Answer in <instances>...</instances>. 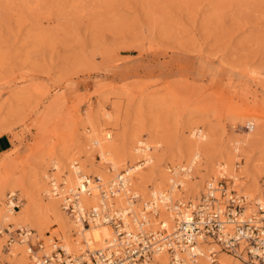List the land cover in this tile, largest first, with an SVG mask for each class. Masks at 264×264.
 <instances>
[{"label": "rangeland", "instance_id": "obj_1", "mask_svg": "<svg viewBox=\"0 0 264 264\" xmlns=\"http://www.w3.org/2000/svg\"><path fill=\"white\" fill-rule=\"evenodd\" d=\"M194 126L207 134L210 157L232 153L241 139L240 159L209 176L197 199L181 185L172 202H197L206 183L223 174L242 194L252 191L247 214L264 193V0H0V136L10 140L0 152V183L4 177L13 186L1 183L0 191L4 203L15 193L24 216L0 221V264H32L24 246L21 254L13 252L19 244L10 245L18 226L42 244L34 226L46 225L62 244L59 234L76 220L42 211L49 200L38 179L53 173L52 157L75 153L92 178L110 168L89 147L93 131H110L119 156L139 147L138 131L153 133L160 142L151 148L155 162L142 161L139 174L149 184L165 169L179 182L180 168L190 165L182 158L176 168V159ZM200 159L187 173L198 185L209 175Z\"/></svg>", "mask_w": 264, "mask_h": 264}, {"label": "built area", "instance_id": "obj_2", "mask_svg": "<svg viewBox=\"0 0 264 264\" xmlns=\"http://www.w3.org/2000/svg\"><path fill=\"white\" fill-rule=\"evenodd\" d=\"M169 172L174 177V171L169 169ZM90 178L87 175L81 176L83 192L87 195L90 194ZM92 179L94 183H100L98 176H93ZM173 179L170 185L175 190H180L181 184ZM214 181L211 180L206 185L205 193L208 196L201 194L198 203L176 199L170 204L168 200L162 199L164 196L156 193L141 203V211L136 216L129 208L121 211L111 202L121 192L127 193L129 203H136L139 198L131 191L124 173L103 189L102 202L89 210H83L80 206L77 199L79 195L76 194L78 191H62L51 187L52 193L60 197L63 210L82 226L88 228L91 225H108L112 228L114 237L104 248L88 252L87 256L69 254L58 240H54L49 254L41 253V244H33L27 234L31 231L22 228L18 229V239L26 238L33 264H151V259L156 254H172L184 250L191 252L194 258L198 255L197 242L203 239L213 241L220 250L233 255L241 248L250 259L264 264V194L259 200H255L252 211L244 215L247 197L241 194V188H237L236 180L221 176ZM79 189L81 188L77 190ZM10 200L14 203L13 209H16L18 205L15 203V196H11ZM215 202H220V207H214L212 204ZM158 205L171 208L174 214L172 225L166 226L163 221L156 225L151 223L150 216H158ZM9 241L12 243L13 239L10 238ZM210 255L212 261L216 262L217 252L213 251Z\"/></svg>", "mask_w": 264, "mask_h": 264}, {"label": "bare ground", "instance_id": "obj_3", "mask_svg": "<svg viewBox=\"0 0 264 264\" xmlns=\"http://www.w3.org/2000/svg\"><path fill=\"white\" fill-rule=\"evenodd\" d=\"M106 115H108V114H106ZM104 129H101L100 132H98V133H95V131H93L94 135H93V137L90 138L91 141L93 140L92 141L93 144H92V146H89L93 150H96L98 152L99 157L105 162L106 166H107V164H109V166H108V167H110L109 169H107V168L105 169V167H104L105 170H101L100 172L98 170V172H96L97 176L100 178L101 182L100 183H94L93 179L90 178V182H89L90 194L87 195V193L83 192L84 190H83L82 185H81V176L87 175V171L85 169L88 168L87 167L88 164L84 163V162L79 163L76 160V158H74V157H76L75 153H71V155H70V153L69 154L66 153L64 155L59 154V157L57 156L58 159L56 158V161L54 159H52L53 158L52 157L50 160H51L52 166L54 168L53 173H52V168L50 171L51 173H48V172L45 173L44 172L45 170H43L42 172H44V173L41 174L42 177H40V179H38L39 188H42V189L44 188L43 192H45L46 197L49 200L48 203L45 205V207H43V209H42L43 213H45L46 215L48 213V214L56 215V216H59V215L63 216V211L66 212L65 210H63V208L60 207V204H59V202L61 201L60 197L55 196L52 193L51 187L61 189L62 191L63 190L64 191H71V190L72 191H74V190L78 191V192H76V194L79 195L77 199H78L80 206L83 208V210H89L93 207L98 206V204H100V202H102L101 192L103 191V189L106 186H108L109 183H111L114 180L115 175H117L116 177H118L119 174H121V173L126 174L127 179H128V183H130V181L134 182L135 187L138 190V192L134 191L132 189H131V191H133L136 195H138V197L141 196L142 198H144L145 196H147V193L150 190L148 196H155L156 193H159V194H161V197L164 196V197H162V199L164 198L166 201L168 200L171 204L173 197H176L177 194L180 192L181 189L175 190L172 185L168 186V182L171 181L173 183L174 179L170 178L167 175V173L165 172L166 170L163 169L164 167H162L163 170L161 169L162 171L160 172V176L153 177L149 184L147 182L143 181L145 178L143 179L141 177V175L139 174V171L145 167L144 163H142V161H147L150 163L155 162L154 161L155 158L153 157L152 154H150V152H152L151 148H153L152 150H154V151L157 150L160 142L156 141L155 137L152 138L154 136L152 132H151L152 133L151 135H150V133L149 134L147 133L148 135H150L149 138H145L144 134L138 131L137 134H135L134 141L135 142L138 141V143L140 144L139 147H133V149H132L133 153H131V154L129 153L128 156H119L115 152L116 149H114L115 147L113 146V142L111 141L112 136H111L110 131H106V130L104 131ZM190 132H191L190 133L191 137L188 139H185L186 140V143L184 144L185 146L183 145L184 150H185L184 155L179 157V159H176V160H178V161H176L177 162L176 168L181 167V166H178V163L181 162L182 158H183L182 161H184V162L188 161L190 166L184 167L185 169L182 167L180 168L183 170L181 172H185V173L183 175H181L183 178L179 179V182H180L179 184H181L183 186L182 188H184L185 190L190 189L191 195H192L193 199L195 200V199H197L198 195L200 194V191L202 190V183L203 182L205 183V181H207V178L209 176L215 175L217 172L219 173V168L220 169L221 168L224 169V167L225 168L226 167L233 168L232 165L234 164L235 159H240L239 155H238V148H239L238 146L241 143L240 142L241 139L240 140H234V141L232 140L233 144H234V148L232 149V153L228 152L227 155H224L221 153V154H217L215 156L210 157L208 155V151H207V134L203 133V130L196 127V126H194ZM246 139H248V138H246ZM131 141H133V140L131 139ZM197 158H201L202 160L205 161V165L200 164V166L198 167L199 170L206 168V170L209 173V175L202 176L201 183L199 185L195 184L194 182H191L189 180L191 178V175H190V177H187L188 176L187 173H190V171H191V166L195 165L197 163V161H196ZM261 160H264V158H261ZM88 163H89V165L91 164L90 160ZM155 165H158V164H155ZM60 166H63V170L65 167L66 172H64L65 170L62 172V170H61L62 167H60ZM157 169L159 171V168H157ZM140 173H142V172H140ZM173 173L175 176V172H173ZM235 175H236V172L234 173L233 176H234V178L236 177L237 179H239V177H238L239 174L237 176H235ZM103 176H104V178H102ZM222 176H224V175L222 174ZM143 177H144V175H143ZM253 178H254V176H253ZM1 179H2L1 183L3 184V186H5L3 190H5L7 188L10 189L11 187L13 188V186L11 184L6 183V182H8L7 179H5L4 177ZM108 179H110V180H108ZM211 180L208 181L206 183V185L211 183ZM147 181H150V180H147ZM34 182H35V180H34ZM1 183H0V185H1ZM262 183H264V182H262ZM130 185H131V183L129 184V187H130ZM206 185H205V187H206ZM150 186H153V187L150 188ZM49 187H50V189H49ZM79 187L81 189L77 190ZM205 187L203 189L204 190L203 196L206 197V196H208V194L205 193V190H206ZM262 187H264V184H262ZM156 188H157V190H156ZM164 188H167V191ZM250 189H251V187H250ZM11 191H13V189H11ZM3 192L5 193L6 191H0V221L1 222H10V221L24 222V218H23L24 216L22 217L21 213L18 210L13 209L14 203L10 200V197L15 196V193H13V192L10 193V195L7 196L6 203H4L3 198H4L5 194H3ZM251 192L252 191H250V193H248L249 195H247V196H253V193H251ZM175 193H176V195H175ZM180 194L181 193H179V195ZM262 194H264V193H262ZM262 194L259 195L258 197H255L254 199H252L250 201L252 206L254 205L255 200H259L262 197ZM148 198L145 197V201L148 200ZM214 198L218 199V197H216V196H214ZM138 199L142 200L141 198H138ZM139 200L133 204L129 203V201L127 200V193L121 192L113 200H111V202L113 203L115 208H117L121 211H126L129 208V210H131L132 214L136 216L141 211V207L139 208V205H140ZM199 201L200 200H198L197 202H194V203H198ZM191 202H193V201H191ZM248 202L249 201H247L246 205H245L244 215L246 214V206H247ZM212 205L214 207H220V202H215V204H212ZM157 208H158V216L151 215L150 216L151 223L153 225H156V223H158V221L160 220V221H163L166 224V226H170L174 220V214L172 212H170V211H172V210H170L171 208L167 207L166 205H158ZM252 209L248 213H250L252 211ZM66 214H68V213H66ZM69 223L70 224L65 229H62L58 238L62 239V241H61V242H63L62 245H64V247L68 253H69V251H72V252H80L81 251L80 254H78V255H75V254L73 255L70 252L69 254H71L73 256H83V255L87 256L88 252L93 253L96 250L104 248L106 246V244L109 243L112 240V238L114 237L113 230L108 225H91L87 228V227L82 226L81 223H79L77 220H75V222L69 221ZM43 226L44 225H42V224H40V226H39V224H36L34 226V229L40 234V239L43 240L42 244L40 243L41 244L40 248L42 249L43 252H41V249L39 252L47 254L48 253L47 251L52 250V246L54 244V242H53L54 238H53V235H47V229L44 228V227L47 228V226L46 225L44 227ZM18 227L22 228V229L24 228L22 226H18ZM6 228L10 230L9 225H7ZM27 234L31 237V239L36 238L35 234H33L32 232H30V233L28 232ZM14 243L19 244L21 248H19V249L13 248V252L18 251L19 253L23 254V252L25 251L23 249V246H24L26 248L27 255L30 259V255H29L30 252L28 249L29 244L27 243L26 238L25 239L24 238H22V239L17 238L10 245H12ZM84 247H86V249L82 251V249H84ZM216 247L219 248L215 243H213V241H211L209 239L198 240L197 247H196L198 255L196 257L192 258L191 252H188L185 250L183 252L176 251L172 254H170L169 252H161L159 254H156L151 259V264H259L257 260L250 259L241 248L235 253V255L231 256V254H229L228 252H226L224 250H220V249L216 250ZM213 251H216V252L224 251L219 255L220 257L216 259V262L212 261V256L210 255V253H212ZM235 257H240L246 263H243L240 259H237ZM30 261L33 264V261L31 259H30Z\"/></svg>", "mask_w": 264, "mask_h": 264}, {"label": "crops", "instance_id": "obj_4", "mask_svg": "<svg viewBox=\"0 0 264 264\" xmlns=\"http://www.w3.org/2000/svg\"><path fill=\"white\" fill-rule=\"evenodd\" d=\"M10 148V140L8 137L0 136V152L8 150Z\"/></svg>", "mask_w": 264, "mask_h": 264}]
</instances>
